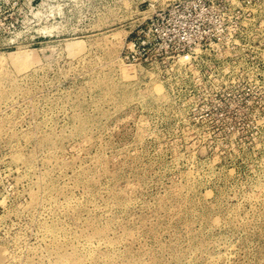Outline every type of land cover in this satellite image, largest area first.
Masks as SVG:
<instances>
[{
  "label": "rangeland",
  "instance_id": "1",
  "mask_svg": "<svg viewBox=\"0 0 264 264\" xmlns=\"http://www.w3.org/2000/svg\"><path fill=\"white\" fill-rule=\"evenodd\" d=\"M172 1L0 0V264H264V0L129 63Z\"/></svg>",
  "mask_w": 264,
  "mask_h": 264
},
{
  "label": "built area",
  "instance_id": "2",
  "mask_svg": "<svg viewBox=\"0 0 264 264\" xmlns=\"http://www.w3.org/2000/svg\"><path fill=\"white\" fill-rule=\"evenodd\" d=\"M207 10L202 0L172 1L138 30V39L126 59L136 64L192 62L193 50L199 49L206 38L202 17ZM152 53V55H150Z\"/></svg>",
  "mask_w": 264,
  "mask_h": 264
}]
</instances>
